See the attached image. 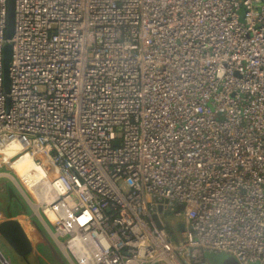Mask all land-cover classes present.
Instances as JSON below:
<instances>
[{
    "label": "built area",
    "instance_id": "built-area-1",
    "mask_svg": "<svg viewBox=\"0 0 264 264\" xmlns=\"http://www.w3.org/2000/svg\"><path fill=\"white\" fill-rule=\"evenodd\" d=\"M7 2L0 144L69 264H264V0H15L9 93Z\"/></svg>",
    "mask_w": 264,
    "mask_h": 264
},
{
    "label": "rangeland",
    "instance_id": "rangeland-1",
    "mask_svg": "<svg viewBox=\"0 0 264 264\" xmlns=\"http://www.w3.org/2000/svg\"><path fill=\"white\" fill-rule=\"evenodd\" d=\"M2 145L9 147L13 156L17 157L21 155L25 141L8 139ZM15 159H12V156H3L0 151V220L11 215L17 217L24 224L33 240L34 248L28 255L31 264H69L62 250L44 226L41 220L43 205L36 201L35 194L29 186V181L33 177L28 176L34 175V181L38 180L41 178L43 170L37 172L30 158L26 164H22L20 167L10 166ZM163 216L169 226H171L172 220L174 224L179 221V218L174 217L171 213H164ZM0 253L10 264H26L21 256L13 252L1 235ZM213 255L223 256L221 259L225 258L227 264L236 263L234 256L225 253H215ZM0 264H5L1 257Z\"/></svg>",
    "mask_w": 264,
    "mask_h": 264
},
{
    "label": "water",
    "instance_id": "water-1",
    "mask_svg": "<svg viewBox=\"0 0 264 264\" xmlns=\"http://www.w3.org/2000/svg\"><path fill=\"white\" fill-rule=\"evenodd\" d=\"M15 26V0L7 2V25L5 30L6 42L3 46V82L4 89L7 93L10 91V63L12 58V45L10 39L14 33ZM9 102V98H7ZM117 144V141H115ZM16 179V178H15ZM16 182H18L16 180ZM179 229L184 230V224H179ZM0 235L5 239L6 243L11 247L14 253L26 258L33 250V240L25 228L24 224L15 216H7L0 220ZM223 256L210 255V259L214 264H227ZM159 264V263H156ZM237 264V263H234Z\"/></svg>",
    "mask_w": 264,
    "mask_h": 264
},
{
    "label": "bare ground",
    "instance_id": "bare-ground-1",
    "mask_svg": "<svg viewBox=\"0 0 264 264\" xmlns=\"http://www.w3.org/2000/svg\"><path fill=\"white\" fill-rule=\"evenodd\" d=\"M8 139H18V138L8 137ZM18 140H23V139L19 138ZM1 146H2V149L0 151L2 152L3 156H5V157L12 156V159L17 158L14 160L13 164H10V166L14 165L15 168L20 167V166H22V164H26L29 161V158L31 159L32 164H34L32 154L22 152V153H20L21 155L16 157L15 155L13 156L11 149L9 147L3 146V145H1ZM34 166L36 168H39L40 170H43V172H42L41 178H39L38 180H35V181H34V175H33V173H31L33 176H28V177H33V178L29 181V186H30L31 190L33 191V194H35V196H37L38 198H42L44 196L45 192L47 191L46 188H48L45 184L46 168L39 167L35 164H34Z\"/></svg>",
    "mask_w": 264,
    "mask_h": 264
},
{
    "label": "trees",
    "instance_id": "trees-1",
    "mask_svg": "<svg viewBox=\"0 0 264 264\" xmlns=\"http://www.w3.org/2000/svg\"><path fill=\"white\" fill-rule=\"evenodd\" d=\"M40 157L43 159V161L45 163L47 162L48 158H47V156L44 153H41ZM35 169H36L37 172H39V170H40L39 168H35ZM9 216H11V215H9Z\"/></svg>",
    "mask_w": 264,
    "mask_h": 264
},
{
    "label": "flooded vegetation",
    "instance_id": "flooded-vegetation-1",
    "mask_svg": "<svg viewBox=\"0 0 264 264\" xmlns=\"http://www.w3.org/2000/svg\"><path fill=\"white\" fill-rule=\"evenodd\" d=\"M28 255H29V254H27L26 258H23V257H22V258H23V260L26 262V264H31V262H30L29 259H28Z\"/></svg>",
    "mask_w": 264,
    "mask_h": 264
}]
</instances>
